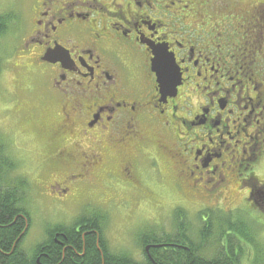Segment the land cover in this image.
I'll use <instances>...</instances> for the list:
<instances>
[{
	"label": "flooded vegetation",
	"instance_id": "obj_1",
	"mask_svg": "<svg viewBox=\"0 0 264 264\" xmlns=\"http://www.w3.org/2000/svg\"><path fill=\"white\" fill-rule=\"evenodd\" d=\"M30 1L17 52L42 80L50 128L36 170L49 194L91 192L94 208L128 205L130 193L136 208L160 203L147 160L190 201L264 217V0ZM170 60L178 81L163 90ZM91 231L75 227L83 246ZM49 237L63 258V230ZM151 243L131 257L157 264Z\"/></svg>",
	"mask_w": 264,
	"mask_h": 264
},
{
	"label": "rangeland",
	"instance_id": "obj_2",
	"mask_svg": "<svg viewBox=\"0 0 264 264\" xmlns=\"http://www.w3.org/2000/svg\"><path fill=\"white\" fill-rule=\"evenodd\" d=\"M30 3V0H0V12L13 10L19 13L20 18L25 14L29 17ZM18 17L9 21L7 31L0 34V138L18 162V167L12 172V176L18 173L27 176L29 187L25 189L23 204L31 216V224L20 242V247L30 253L37 243L45 239L48 227L59 222L63 224L73 222L80 211L91 207L92 198L91 192L56 198L38 183L43 176L35 166L40 153L39 145L42 138L40 124L46 100L42 93L39 69L35 66L22 65L18 60L17 46L24 32V25L19 24L17 29ZM49 128V124L43 128L46 135ZM144 164L148 177L144 176L152 184L154 196L160 203L147 202L143 203L141 208H136L133 201L135 194L130 193L128 205L111 204L102 208L92 207L107 215L104 227L108 245L116 251L125 250L128 253L138 251V234L133 232L150 223H156L151 225L156 233L173 230L175 221L172 214L175 206L186 207L183 217L188 233L193 242L199 243L201 240L199 232L203 230L201 215L208 208L203 207L198 211L204 205L203 202L190 201L184 197L174 186L168 172L161 171L160 175H155L147 160H144ZM96 189H102L101 183L97 184ZM111 193L122 196L124 191H111ZM233 203H223L220 208H216L219 207L216 205L213 211L231 213V220L241 222L242 228L254 237L255 241L249 244L242 239L238 241L232 235L234 246L238 245L241 250L239 264H264V218L255 217L254 210L245 212L247 206H235ZM221 220L223 221L222 217ZM211 230L218 238V228ZM204 245L207 248V256H210L215 245L211 246L207 239ZM216 251L222 254L227 250L218 248ZM142 258L138 259L142 260Z\"/></svg>",
	"mask_w": 264,
	"mask_h": 264
},
{
	"label": "trees",
	"instance_id": "obj_3",
	"mask_svg": "<svg viewBox=\"0 0 264 264\" xmlns=\"http://www.w3.org/2000/svg\"><path fill=\"white\" fill-rule=\"evenodd\" d=\"M18 16L19 13L13 10L0 12V34H4L9 28L8 22ZM19 19L20 17H18L17 29ZM44 119H46L45 115L42 116L40 124L43 140L46 136L43 128L47 127V124H43ZM5 145L0 138V264H127L130 262L152 264L147 262L144 256L142 260H137L125 250L112 249L103 235L106 215L97 210L79 215L70 224L54 226L63 230L67 237L65 242L72 245L64 250L63 258L62 246L52 237L46 239L48 243L43 249L45 253L39 257V261H36V257L42 242L37 243L30 253L23 251L20 242L31 224V216L23 204L25 189L29 187L28 180L26 174L24 176L18 173L12 176V172L18 167V162ZM213 210L214 208H208L202 213L204 216L201 215L203 230L199 232V238H201L199 243L193 242L188 233L183 217V207L176 206L172 214L175 221L174 229L156 233L152 226H149L147 230H141L138 234V245L142 247V243L148 240L166 242L168 246H158L152 250L157 264H239L241 250L238 245L234 246L232 235L238 241L242 239L249 244L255 241L254 237L242 228L241 222L231 220V213L226 211L217 213ZM84 223L97 226L99 237L95 236L94 231L85 233L83 246L80 239V232L83 230L80 229L77 233L75 227ZM214 228H218V238L212 234L211 229ZM142 231L146 233L143 234ZM58 238L64 240L60 235ZM206 239L210 241L211 246L215 245L210 256L206 254L207 248L204 245ZM168 243H174V245ZM218 248H224L227 251L221 254L216 251ZM78 252L82 254L79 255Z\"/></svg>",
	"mask_w": 264,
	"mask_h": 264
},
{
	"label": "water",
	"instance_id": "obj_4",
	"mask_svg": "<svg viewBox=\"0 0 264 264\" xmlns=\"http://www.w3.org/2000/svg\"><path fill=\"white\" fill-rule=\"evenodd\" d=\"M47 56L45 58H48L49 54H46ZM172 60L169 61V64H164L163 69H159L158 72V81L163 90L171 89L173 90L175 88V84L178 81V77L175 75H172L173 67ZM156 60L153 58L152 63L155 64ZM167 62V60H166ZM162 67V66H161Z\"/></svg>",
	"mask_w": 264,
	"mask_h": 264
}]
</instances>
